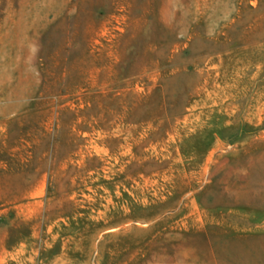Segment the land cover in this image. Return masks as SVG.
Here are the masks:
<instances>
[{"label": "rangeland", "instance_id": "obj_1", "mask_svg": "<svg viewBox=\"0 0 264 264\" xmlns=\"http://www.w3.org/2000/svg\"><path fill=\"white\" fill-rule=\"evenodd\" d=\"M0 161L12 264H264V0H0Z\"/></svg>", "mask_w": 264, "mask_h": 264}, {"label": "crops", "instance_id": "obj_2", "mask_svg": "<svg viewBox=\"0 0 264 264\" xmlns=\"http://www.w3.org/2000/svg\"><path fill=\"white\" fill-rule=\"evenodd\" d=\"M6 168L0 161V264L18 262L26 253L27 242L36 234L31 224L39 204L38 185L22 193Z\"/></svg>", "mask_w": 264, "mask_h": 264}]
</instances>
